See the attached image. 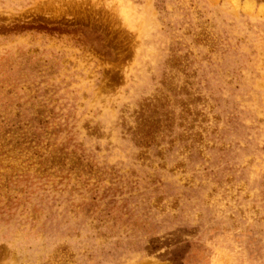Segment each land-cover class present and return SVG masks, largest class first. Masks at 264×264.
Masks as SVG:
<instances>
[{"label":"rangeland","instance_id":"obj_1","mask_svg":"<svg viewBox=\"0 0 264 264\" xmlns=\"http://www.w3.org/2000/svg\"><path fill=\"white\" fill-rule=\"evenodd\" d=\"M0 264H264V0H0Z\"/></svg>","mask_w":264,"mask_h":264}]
</instances>
